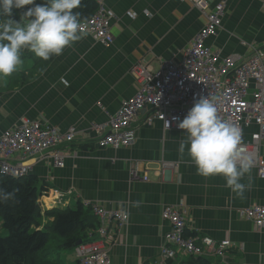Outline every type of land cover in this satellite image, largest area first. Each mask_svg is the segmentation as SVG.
<instances>
[{"label":"crops","instance_id":"1","mask_svg":"<svg viewBox=\"0 0 264 264\" xmlns=\"http://www.w3.org/2000/svg\"><path fill=\"white\" fill-rule=\"evenodd\" d=\"M101 1L112 14V44L103 45L87 35L48 61L22 50L23 64L11 76L0 78V134L21 117L76 133L72 142L56 148L65 153L63 167L53 166L50 153L28 160V175L35 176L46 190L38 200L41 208H75L81 202L86 207L96 204L126 213L127 221L113 230L107 246L111 264L156 262L169 229L161 217L165 206L185 211L188 233L216 242L231 241L223 257L213 252L199 256L210 264H264V226L256 227L241 212L264 205V179L253 167L250 177L243 181L248 183L250 179V190L244 198H236L224 186L222 176L204 178L196 174L187 153L183 157L179 154L185 133L166 130L158 120L147 123L149 108L132 122L136 129L132 145L97 147L98 134L92 126L106 125L121 101L136 90L130 71L133 63L143 61L158 69L163 60L180 62L205 22L188 1ZM209 1L214 4L220 0ZM206 43L221 57H247L257 51L264 59L263 0H226L222 27ZM256 129V125H250L245 136ZM260 152L264 158V139ZM52 189L63 192L60 205L51 206ZM89 214L94 215L92 211ZM49 220L43 217L42 225ZM87 232L91 237L95 230ZM93 237L96 239V234ZM68 253L73 254L76 264L74 251H62L64 264H69ZM199 257L178 251L168 264H200Z\"/></svg>","mask_w":264,"mask_h":264},{"label":"built area","instance_id":"2","mask_svg":"<svg viewBox=\"0 0 264 264\" xmlns=\"http://www.w3.org/2000/svg\"><path fill=\"white\" fill-rule=\"evenodd\" d=\"M96 1L98 7L87 18L86 32L108 46L113 42L112 14L101 0ZM183 1L190 2L205 18L204 24L186 47L183 59L178 63L163 60L158 69L143 61L133 63L130 71L136 90L132 96L121 101L106 125L92 126L98 134L95 143L98 148L114 149L132 145L136 139L132 122L139 112L147 108L151 110L146 117L147 123L158 120L166 130L185 133L186 130L179 129L177 125L193 107L194 100L201 96H216L219 116L242 130L241 148L252 157L258 177L264 179V159L260 154L264 139V59L257 51L247 57L238 54L221 57L206 44L222 27L226 0L214 4L209 0ZM173 117L179 119L174 120ZM252 124L257 129L246 137L245 130ZM75 134L74 129L62 132L40 120L20 118L16 125L0 134V174L26 176L30 171L28 160L43 158L47 153H50L53 166H63L65 153L56 148L61 143L72 142ZM169 166L173 164H164V167ZM131 174L135 176L136 170L132 169ZM54 190L62 197L61 191ZM61 197L55 204L60 203ZM91 211L98 218L97 237L74 248L76 263L111 264L107 246L112 242L113 230H119L128 215L96 204H91ZM241 212L256 227L264 226V205H253ZM161 217L168 223L169 229L163 236L155 264H168L178 251L189 256L213 252L223 257L232 246L229 239L216 242L207 236H185V211L177 207L165 206Z\"/></svg>","mask_w":264,"mask_h":264},{"label":"clouds","instance_id":"3","mask_svg":"<svg viewBox=\"0 0 264 264\" xmlns=\"http://www.w3.org/2000/svg\"><path fill=\"white\" fill-rule=\"evenodd\" d=\"M33 5L21 14V21L11 19L13 9ZM81 0H47L35 4V0H0V78L11 76L23 64L22 50L48 61L61 56L87 36V17L74 12ZM216 96H201L194 100L178 128L186 130L179 145L181 157L187 153L196 167V174L209 178L222 176L225 187L236 198H244L251 188L252 157L241 148L242 130L218 114ZM174 120L179 118L173 117ZM9 195L0 189V198ZM139 202H134V205Z\"/></svg>","mask_w":264,"mask_h":264},{"label":"trees","instance_id":"4","mask_svg":"<svg viewBox=\"0 0 264 264\" xmlns=\"http://www.w3.org/2000/svg\"><path fill=\"white\" fill-rule=\"evenodd\" d=\"M44 3L46 2L35 0V4ZM30 7L33 5H27L23 9L14 8L10 18L20 22L22 12ZM97 7L96 0H81V6L73 11L89 18ZM38 182L32 175L13 177L0 174V189L11 194L7 200L0 198L1 226L7 232L6 236H0V264H64L62 251H74L78 241L85 243L95 240L92 236L96 233H92L90 237L87 232L96 231L99 225L98 218L89 214L91 205L86 207L77 202L75 208L61 209L54 206L42 209L38 200L46 190ZM43 217L52 220L42 225ZM184 235L195 234L185 230ZM50 241L51 244L48 245ZM197 261L200 264H210L200 257Z\"/></svg>","mask_w":264,"mask_h":264},{"label":"rangeland","instance_id":"5","mask_svg":"<svg viewBox=\"0 0 264 264\" xmlns=\"http://www.w3.org/2000/svg\"><path fill=\"white\" fill-rule=\"evenodd\" d=\"M33 55H34V57H36L35 56V54L33 53ZM21 118H27V117H21ZM20 119V118H19ZM12 128V127H11ZM10 129V128H9ZM262 156V155H261ZM65 159V158H64ZM264 159V158H263ZM64 165V164H63ZM61 167H63V166H61ZM61 193H62V197H63V192L61 191ZM60 194H59V192L58 193H56L55 192V190L54 189H52L51 190V198H50V201L51 202H53V204H51V206L52 205H55V202L57 201V200H59L60 199ZM62 197H61V199H62ZM49 201V202H50ZM61 202V201H60ZM58 205H60V203L58 204ZM6 234H7V232H6V230L4 229V228H2V226H1V218H0V236H6ZM49 244H51V241L48 243V245ZM75 257V256H74ZM67 260H68V262H69V264H73V254L72 253H68V256H67ZM77 264V263H76Z\"/></svg>","mask_w":264,"mask_h":264},{"label":"water","instance_id":"6","mask_svg":"<svg viewBox=\"0 0 264 264\" xmlns=\"http://www.w3.org/2000/svg\"><path fill=\"white\" fill-rule=\"evenodd\" d=\"M38 203H39V202H38ZM39 205H40V203H39ZM80 243H81V241H78V242H77V244H80Z\"/></svg>","mask_w":264,"mask_h":264},{"label":"bare ground","instance_id":"7","mask_svg":"<svg viewBox=\"0 0 264 264\" xmlns=\"http://www.w3.org/2000/svg\"><path fill=\"white\" fill-rule=\"evenodd\" d=\"M262 143V142H261ZM261 147V146H260ZM260 154H261V152H260ZM254 168V167H253ZM255 169V168H254ZM256 170V169H255ZM257 172V171H256Z\"/></svg>","mask_w":264,"mask_h":264}]
</instances>
